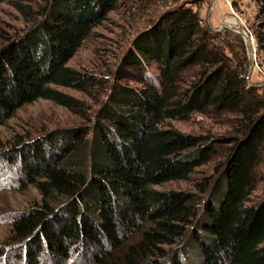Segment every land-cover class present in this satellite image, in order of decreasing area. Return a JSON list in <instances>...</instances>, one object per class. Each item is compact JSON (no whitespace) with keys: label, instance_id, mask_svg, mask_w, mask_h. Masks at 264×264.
Listing matches in <instances>:
<instances>
[{"label":"trees","instance_id":"trees-1","mask_svg":"<svg viewBox=\"0 0 264 264\" xmlns=\"http://www.w3.org/2000/svg\"><path fill=\"white\" fill-rule=\"evenodd\" d=\"M6 2L26 29L0 44V126L40 100L69 110L84 124L55 129L34 142L21 137L10 147L0 140V161L19 166L21 190L32 186L41 197L10 217L0 261L264 264V196L254 199L264 183V87L250 86L245 40L209 27L202 15L207 1L0 5ZM230 4L239 15L255 10L246 23L261 59L264 0ZM118 13L146 23L112 78L68 66ZM61 89L104 100L93 110ZM195 115L228 121L230 133L193 135L170 126ZM218 156L222 161L214 172L194 181L191 190L156 189L192 181L198 168Z\"/></svg>","mask_w":264,"mask_h":264},{"label":"rangeland","instance_id":"rangeland-1","mask_svg":"<svg viewBox=\"0 0 264 264\" xmlns=\"http://www.w3.org/2000/svg\"><path fill=\"white\" fill-rule=\"evenodd\" d=\"M228 2L230 3V0H223L221 3L222 6L214 9L213 12L214 15H216V19L211 20L212 23L217 21L216 27L219 28L226 20H230L233 25H243L249 36L253 37L246 23L248 18L254 16L255 10L253 7H250L248 10L245 9V13L239 15L233 11L231 4L229 5ZM211 3L212 1H209L208 6L205 5L203 8V10H205V12L202 11L204 18H207L204 14H207L209 11ZM227 7L229 8L227 9ZM158 10L159 8L156 9L157 12ZM161 10L162 9H160V11ZM136 21L134 24L132 18L127 19L124 13L111 14L110 20L104 22L102 26L95 30L94 35L83 44L81 49L68 63V66L77 71L89 72L100 77L112 78L119 61L130 46L132 40L138 32L144 29L143 27L146 23V19L138 18ZM235 27L238 28L237 26ZM25 29L26 25L22 17L12 5L9 2L1 4L0 44L5 37L16 32L24 31ZM252 45L255 49L256 66L250 82L264 84V57L259 59L255 38ZM259 61H262V66L259 64ZM151 68V70L155 72V65H152ZM61 90L84 101L88 104V107L93 110L97 109L99 106L98 103L104 100V96L101 94H97V97L92 100L74 90ZM97 99L99 102H97ZM169 123L170 126L185 134H213L220 136L230 133L228 121H222V123L225 124H221L220 121L216 119L212 120L203 115H195L190 121H171ZM83 124L84 122L69 110L53 102L40 100L18 111L17 115L9 120L7 125L0 126V140L3 143L2 145L10 147V145H13V143L21 137L25 139L26 142H34L47 132L55 129L71 128ZM220 161H222V157L218 156L212 163L198 168L190 182H170L158 186L156 189L160 191L191 190L193 188V182L211 175ZM18 168L19 166H14L9 161H0V247L7 243L10 236V217L13 214L31 208V206L38 204L41 200L39 192L34 187L30 186L25 191L21 190V185H18ZM262 170H264V166ZM263 196L264 183H261L259 189L254 194V199L257 200ZM4 263V261H0V264Z\"/></svg>","mask_w":264,"mask_h":264},{"label":"water","instance_id":"water-1","mask_svg":"<svg viewBox=\"0 0 264 264\" xmlns=\"http://www.w3.org/2000/svg\"><path fill=\"white\" fill-rule=\"evenodd\" d=\"M219 0H212V3L210 5V9H209V17H208V25L209 27L216 33H220L222 32L223 30L225 29H229L231 31H233L234 33L240 35L246 42L247 44V51H248V56L250 58V63H251V66H250V71H249V75H248V81L250 83V86L252 87H264V84H252L250 82V79L252 77V74L254 72V69H255V66H256V56L254 55V52H255V49L252 45V42L254 40L253 37H250L249 34L247 33V30L245 29V27L241 24H237V25H233L232 23H230L229 20H226L219 29H216L212 26V24L210 23V15L212 13V10L214 8V6L216 5V3L218 2ZM235 26H237L238 28H236Z\"/></svg>","mask_w":264,"mask_h":264},{"label":"crops","instance_id":"crops-1","mask_svg":"<svg viewBox=\"0 0 264 264\" xmlns=\"http://www.w3.org/2000/svg\"><path fill=\"white\" fill-rule=\"evenodd\" d=\"M207 1V3H206V6H208V4H209V1H212V0H206ZM222 1L223 0H219L217 3H216V5L214 6V8H213V10H212V13H211V15H212V19H211V15H210V23L212 24V26L214 27V28H218V27H216V25H217V21H213L214 23H212V21L211 20H214V19H216V15H214V9L215 8H220L221 6H222ZM220 2V3H219ZM229 3V2H228ZM220 4V5H219ZM229 5H230V3H229ZM205 7V6H204ZM210 7V6H209ZM229 7H227V9H228ZM210 9V8H209ZM204 12H205V10H203ZM203 15V14H202ZM207 18V22H208V15H209V11L207 12V14H204ZM219 19V18H218ZM219 21H220V19H219ZM220 28V27H219Z\"/></svg>","mask_w":264,"mask_h":264},{"label":"bare ground","instance_id":"bare-ground-1","mask_svg":"<svg viewBox=\"0 0 264 264\" xmlns=\"http://www.w3.org/2000/svg\"><path fill=\"white\" fill-rule=\"evenodd\" d=\"M230 21V20H229ZM230 23H232L231 21H230Z\"/></svg>","mask_w":264,"mask_h":264}]
</instances>
